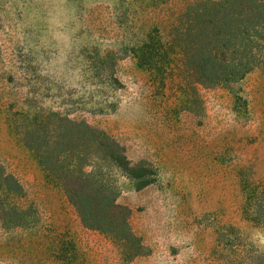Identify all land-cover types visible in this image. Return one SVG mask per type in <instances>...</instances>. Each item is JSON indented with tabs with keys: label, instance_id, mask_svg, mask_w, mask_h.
Here are the masks:
<instances>
[{
	"label": "rangeland",
	"instance_id": "374dc122",
	"mask_svg": "<svg viewBox=\"0 0 264 264\" xmlns=\"http://www.w3.org/2000/svg\"><path fill=\"white\" fill-rule=\"evenodd\" d=\"M192 1L0 0V165L27 213L0 204V264H264V225L244 218L243 191L251 178L264 187V69L205 88L175 55L166 71L135 56L153 33L169 41ZM51 113L103 131L155 174L138 188L92 159L120 189L134 241L84 227L21 141L25 121Z\"/></svg>",
	"mask_w": 264,
	"mask_h": 264
},
{
	"label": "trees",
	"instance_id": "16d2710c",
	"mask_svg": "<svg viewBox=\"0 0 264 264\" xmlns=\"http://www.w3.org/2000/svg\"><path fill=\"white\" fill-rule=\"evenodd\" d=\"M169 36L165 41L158 32L150 35L135 51L138 64L166 71L175 55L178 68L195 86L231 87L264 69V1L193 0L179 13ZM21 128V141L36 154L84 227L126 243L135 240L129 223L131 211L117 202L120 189L108 174L93 169L92 159L122 170L138 188L148 186L155 176L144 175V162L130 164L124 148L112 137L59 113L27 120ZM243 191L244 218L264 225V187L251 178L244 180ZM24 194L19 180L0 165V204L6 214L20 219L27 214L14 199ZM228 232L238 230L229 226ZM225 236L220 233V238Z\"/></svg>",
	"mask_w": 264,
	"mask_h": 264
}]
</instances>
